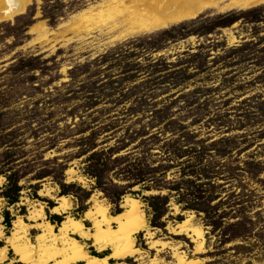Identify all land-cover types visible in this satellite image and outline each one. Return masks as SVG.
Returning <instances> with one entry per match:
<instances>
[{
    "label": "rangeland",
    "instance_id": "374dc122",
    "mask_svg": "<svg viewBox=\"0 0 264 264\" xmlns=\"http://www.w3.org/2000/svg\"><path fill=\"white\" fill-rule=\"evenodd\" d=\"M232 2L136 33L124 16L128 0H28L0 21V264H28L17 244L36 251L44 227L60 235L70 220L93 236L68 235L90 255L108 251L111 264H264L263 242L236 249L255 240H234L228 227L245 219L241 195L253 193L245 210L253 220L264 217V3ZM187 148L205 154L206 185L191 196L183 182L197 178L179 165L198 166L174 158ZM140 162L161 180L137 184ZM96 169L106 170L105 190L96 187ZM11 175L21 187L14 205L3 196ZM149 185L164 190L143 189ZM116 192L124 193L119 204L110 198ZM151 195L168 196L160 227L147 214ZM129 198L147 223L135 234L138 252L119 259L111 255L138 222L123 219L116 237L109 232L117 222L105 223L101 236L98 225L101 211L112 219ZM181 199L198 212L183 210Z\"/></svg>",
    "mask_w": 264,
    "mask_h": 264
},
{
    "label": "bare ground",
    "instance_id": "6f19581e",
    "mask_svg": "<svg viewBox=\"0 0 264 264\" xmlns=\"http://www.w3.org/2000/svg\"><path fill=\"white\" fill-rule=\"evenodd\" d=\"M27 1L28 0H0V21L5 18H13L14 15L23 12ZM222 1L224 0H128V7H124L126 15L124 12L122 13L126 16L127 21H131L130 28L132 32L153 31L195 18L200 12L208 7L219 8ZM263 3L264 0H233L230 6L231 8L242 7L245 9ZM43 26V24L36 26L34 31L41 29ZM126 205L128 206V209L120 215L112 216V219L107 216L104 210L101 211L100 214L102 219L98 225V234L101 236L106 232L104 229L105 223L111 221L117 222L119 228L109 232L112 236L116 237L123 233L122 229L126 224V222L124 224L123 219H128L129 217L138 222L136 229L129 232L125 231L127 235L124 236L123 243H121L122 246L118 247L115 253L111 255L112 257L119 259L132 256L138 252V249L135 247V234H137L139 229L141 230L145 228L147 223L146 216L141 210L138 200L129 198ZM54 210H57V208ZM43 229V233L37 237L39 243L38 250L35 251V246L28 241L23 244H17L23 256L27 259L28 264H79L81 262L83 264H111L109 262V256L99 258L90 255L85 251L83 245H81L77 239L71 238L68 235L69 232L79 233L87 239H90L93 236L89 234L81 221L70 220L69 222H64L60 227V235L53 234L54 228L51 224H48ZM10 239H14L17 242V238L12 237ZM103 249L104 247L100 246V250ZM68 257L71 259H68Z\"/></svg>",
    "mask_w": 264,
    "mask_h": 264
},
{
    "label": "trees",
    "instance_id": "16d2710c",
    "mask_svg": "<svg viewBox=\"0 0 264 264\" xmlns=\"http://www.w3.org/2000/svg\"><path fill=\"white\" fill-rule=\"evenodd\" d=\"M255 12L256 11L254 10L253 14ZM234 21H235L234 18H230V19H228L227 24H232ZM181 149L182 148H179L178 151L181 150ZM177 152H175V154H174L175 160L183 159L184 157H188V161L186 160V162H183V165L186 164L187 162L191 161V162H196L197 166L200 168L198 170V167L196 169L195 165H188V167H184V166L181 167L179 165V167H180L179 168V172H181V171L186 172L185 169L186 168H190L191 170L188 172L189 175L190 176H195V178H197L198 183H197V181H195V179L190 178V177L189 178L187 177L188 179H186V180L184 179L183 184L188 186V188H186L187 189V194L185 196H191L190 190L192 188L198 187V189H199L197 191V193H198L199 191H201V188H203L206 185V184L204 185L203 183H200V175L204 174V172L202 170L206 169L205 165H203L204 163L202 162L203 157L205 156V154H202V153H200L198 151H194L192 148H187V149L183 150L182 153H180V154H176ZM165 154L170 155V153H168V149L165 150ZM99 166H101L100 162H99ZM183 168H185V169H183ZM135 169H136L135 171L137 172V174H136L137 178L136 179H138V183L137 184H142V183H149L150 184L151 182L154 181V179L156 181L157 180H161L158 177V174H159L158 169L151 168L149 165L148 166H144V163H142V162H140L139 164H136L135 165ZM96 170H98L99 173H100V174H97L98 172L97 173L95 172V174L92 173V176L97 179L96 187L101 189V190H105L104 186H103L105 184L103 183V180H102V176H103L102 174L106 170L105 169H96ZM248 172L252 173L253 169L248 171ZM205 175L206 174H204V176ZM7 179H8L9 183H8V185L6 187V191L3 193V196L7 199L9 205H14V204L19 202V195H20L21 187L19 186L18 181L15 180V176L14 175L7 176ZM63 186L64 187H68L66 185H63ZM143 189H147L149 191L152 190V189L163 191L164 187H162V186H155L154 187V186H150L149 185V186L144 187ZM171 190L172 191H174V190L178 191L179 195L181 194V191H182V190H180V187H177V189L171 188ZM64 194H66V193L64 192L62 195H64ZM202 194H198L199 195L198 199H204V195H202ZM251 194H253V193H249L247 195H241V197L243 199L239 201L240 202L239 205H241V207L243 208L242 215L245 218L244 221L243 222H239L237 224H231V225L228 226L229 230L231 229V230L234 231V233H232V239H234V240L235 239H242L244 242L245 241L246 242H249V241L251 242L252 238H254L255 242H254V244L252 246L247 247L245 245H242V246L236 247V249L247 250V253L253 251L256 247L260 248V242L259 241L263 242L262 246H264V241L261 240V236L264 233V224L260 228L261 223H264V217H261L262 216L261 213L257 212L256 216H254V217H256V220H253L252 219L253 217L251 218V216H249V211H245L246 209H250V207L248 206V203H251V201H252L251 199L253 197H251ZM123 195H124V193H117L116 192L110 198H111V200H113L112 198L115 197L114 198V200L116 201L115 203L119 204V202L121 200V197ZM166 198H168V196H161V195H151V196H147V197L144 198L145 202L148 204V212H147V214H148V216H152V218H153L152 220H154V222L152 221V225L154 227H160V225L155 223V220L158 221L160 218H162L163 214L165 213V209L163 207H165L166 204H167L166 200H168V199H166ZM211 198L212 197L207 198L206 201L210 202L212 200ZM188 200H189V198H188ZM178 203H180V204L184 203V207H182L183 210L191 209V210H196L197 212L199 210V209L196 208V206H194L192 204H188V202L185 201L184 199H181V201H179ZM83 208H85V207H83ZM200 210L202 212H204V208H201ZM205 213H207L206 215L208 216V219H211V220H213V223H216V220L211 218V216L209 215L207 210H205ZM118 215H120V214H118ZM4 216H5L6 225L7 226H11L10 212L6 211L4 213ZM55 220L61 221L60 216H54V217L51 218L52 223H54ZM258 226L260 228V231L259 230L256 231ZM262 238L264 239V236H262ZM249 245H251V244H249ZM109 254L110 253L108 251L103 252V253L92 252L93 256H96V257H99V258H104V257L108 256Z\"/></svg>",
    "mask_w": 264,
    "mask_h": 264
}]
</instances>
